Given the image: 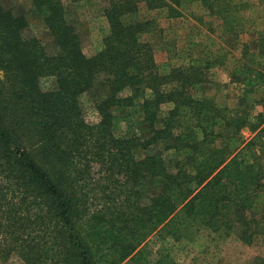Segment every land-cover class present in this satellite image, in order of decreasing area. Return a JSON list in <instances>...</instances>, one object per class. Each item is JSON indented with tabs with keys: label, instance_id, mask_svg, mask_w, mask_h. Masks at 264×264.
I'll return each mask as SVG.
<instances>
[{
	"label": "trees",
	"instance_id": "1",
	"mask_svg": "<svg viewBox=\"0 0 264 264\" xmlns=\"http://www.w3.org/2000/svg\"><path fill=\"white\" fill-rule=\"evenodd\" d=\"M29 1L55 50L25 37V18L0 0V259L165 264L159 253L151 263L149 237L179 242L195 228L247 244L264 236V162L216 146L251 125L195 96L204 66L161 73L144 39L156 22L142 16L144 8L177 18L197 5L234 31L252 1L264 10V0H109L108 32L90 57L63 0ZM255 42L264 55V31ZM45 76L55 89L41 90ZM84 94L94 124L85 121ZM135 112L146 131L118 135L122 113Z\"/></svg>",
	"mask_w": 264,
	"mask_h": 264
},
{
	"label": "rangeland",
	"instance_id": "2",
	"mask_svg": "<svg viewBox=\"0 0 264 264\" xmlns=\"http://www.w3.org/2000/svg\"><path fill=\"white\" fill-rule=\"evenodd\" d=\"M63 1L70 22L77 27L83 53L87 57L94 55L101 49L108 32L103 10L109 0ZM5 4L25 18V37L37 38L46 44L49 52H54L53 42L29 0H5ZM142 16L156 22V28L144 35V39L153 49L159 71L165 73L193 63L204 66L207 82L195 89V96L214 101L227 118L246 119L251 125L238 131L237 140L219 141L216 146L228 145L231 154L245 161L258 157L264 162V55H259L255 42L257 33L264 31L261 5L252 1L240 14V25L234 31L225 29L221 19L207 15L197 5L186 7L177 18L168 17L164 10L145 12L144 8ZM39 83L42 91L56 88L52 76L42 77ZM171 87L178 88V84L165 88ZM128 94V90L122 93L123 96ZM81 105L85 121L96 123L98 114L88 95L81 97ZM172 107L173 104L167 103L161 108L167 112ZM145 131L139 112L128 117L122 113L118 135H139ZM164 156L171 158L173 152H164ZM145 246L151 263L158 259V253L162 261H167L165 264H250L254 258L264 256V236L247 244L234 235L219 236L207 230L198 232L196 228L179 242L160 241L151 236ZM124 263H128V259ZM0 264L24 263L17 255H12L7 260L0 259Z\"/></svg>",
	"mask_w": 264,
	"mask_h": 264
}]
</instances>
